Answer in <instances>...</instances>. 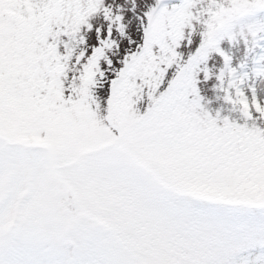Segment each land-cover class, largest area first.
<instances>
[{
    "label": "snow or ice",
    "instance_id": "snow-or-ice-1",
    "mask_svg": "<svg viewBox=\"0 0 264 264\" xmlns=\"http://www.w3.org/2000/svg\"><path fill=\"white\" fill-rule=\"evenodd\" d=\"M28 2L39 15L54 0ZM111 4L80 0L87 59L100 53L84 108L70 101L26 128L9 126L17 76L7 64L9 37H0V264H264V96L256 87L264 82V0H133L130 12ZM141 62L148 73L128 77ZM125 79L134 87L117 106ZM213 93L239 118L213 112ZM59 177L91 192L81 207L103 216L107 231L78 208L57 213L44 235L32 228L17 193L41 196ZM65 231L81 241L82 258L43 259L46 251L64 256L42 245ZM93 243L102 251L83 258Z\"/></svg>",
    "mask_w": 264,
    "mask_h": 264
},
{
    "label": "rangeland",
    "instance_id": "rangeland-1",
    "mask_svg": "<svg viewBox=\"0 0 264 264\" xmlns=\"http://www.w3.org/2000/svg\"><path fill=\"white\" fill-rule=\"evenodd\" d=\"M61 0H54L48 7L43 8L39 15L34 14L28 0H9L6 7L0 9V37L7 36L8 59L7 64L10 71L16 73L14 90L8 92V109L15 113V118L9 121L10 127L26 128L33 118H52L64 111V106L70 101L73 109L82 110L87 99V86L99 73L96 67L100 53L87 59L89 52L85 43L87 32L80 27L84 18L85 10L80 6V0H68L71 3L70 9L66 10L61 6ZM175 3L176 0H171ZM79 5V11L74 20L68 21L67 15L72 17L73 4ZM110 7L123 9L130 12L133 7V0H124L118 3L112 0ZM91 11V9H87ZM101 17H93L100 19ZM64 25L66 31H53V26ZM101 32L104 31V24H99ZM200 31V26L193 25V38ZM66 37V39L64 38ZM51 38V39H50ZM119 41H117L118 43ZM113 49L115 45H112ZM113 55L115 52L112 53ZM234 59H241L244 56L242 44H236L231 48ZM87 60V65L81 66ZM149 65L144 63L134 64L127 74L128 77L147 74ZM5 75L3 64H0V96L3 95ZM97 88L103 87L101 80L96 81ZM134 85L125 79L117 86L115 103L122 106L127 99L128 93ZM256 87L259 93L264 96V82H257ZM65 92H71L78 99L73 100L72 96L65 99ZM96 89H93L95 94ZM213 93L206 97L212 103L208 107L214 112L222 108V115L238 119V114L230 111L228 106L220 105L215 100ZM96 102L101 104L102 98L97 97ZM144 100H138L137 106L144 104ZM21 146L23 144L21 143ZM59 194L60 199L56 200ZM91 192L76 184L70 178L59 177L52 190L41 196H33L29 189L17 193L16 200L21 204L20 212L24 214L32 228L40 235L46 234L53 223L54 217L59 212H67L79 209L81 215L90 224L96 225L98 229L107 231L103 224L104 217L91 215L89 211L81 207V201L91 198ZM62 250L63 257L54 254V251H46L43 259L55 261L64 259L75 261L81 259V241L74 239L70 231H65L62 239L55 244L44 242L42 250ZM102 251V246L93 243L83 258L95 259Z\"/></svg>",
    "mask_w": 264,
    "mask_h": 264
},
{
    "label": "trees",
    "instance_id": "trees-1",
    "mask_svg": "<svg viewBox=\"0 0 264 264\" xmlns=\"http://www.w3.org/2000/svg\"><path fill=\"white\" fill-rule=\"evenodd\" d=\"M61 6L64 7L66 10L69 9V3L64 4V3L62 2ZM78 9H79V6H78L77 4L74 3V5H73V9H72V17H70V14L67 15V20H68V21L74 20V16H75V15L77 14V12L79 11ZM73 15H74V16H73Z\"/></svg>",
    "mask_w": 264,
    "mask_h": 264
}]
</instances>
